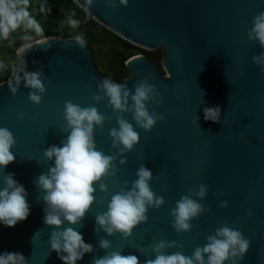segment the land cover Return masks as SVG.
I'll list each match as a JSON object with an SVG mask.
<instances>
[{"label":"water","instance_id":"1","mask_svg":"<svg viewBox=\"0 0 264 264\" xmlns=\"http://www.w3.org/2000/svg\"><path fill=\"white\" fill-rule=\"evenodd\" d=\"M260 12H264V0H128V5L120 0H94L89 14L99 24L137 47L164 51L163 72L144 55L126 62L129 74L122 83L133 93L140 79L149 74L155 77L148 83L156 84L163 100L148 107L164 119L148 132L136 127L139 143L123 155L112 148L109 135L118 127L117 114L107 100L97 104L92 99L94 92L100 94L97 84L106 78L87 45L82 49L73 38L53 36L21 54L27 71L43 67L51 83L45 82L47 91L39 105L30 102V90L23 81L15 95L7 81L0 83V127H7L16 141L11 149L14 162L0 169V188L3 177L14 173L28 193L30 206L28 218L14 227L0 223V253L19 252L28 264H63L51 250L50 236L69 225L65 222L61 229H54L44 224V193L36 181L54 164L44 158V150L53 144L62 146L68 135L64 104L71 100L81 107L95 106L105 115L103 128L94 130L95 143L97 150L115 157L117 169L114 176L102 180L107 193L95 185L96 202L81 225L75 226L93 246L76 264H92L106 251L136 255L144 264L155 258L153 245L161 240L183 244L182 249H167L169 254L181 251L191 256L225 220L250 241L248 252L237 264H264V72L252 61L264 49L247 35L253 17ZM217 105L220 122L206 121L204 108ZM21 112L24 119L19 118ZM124 118L135 127L131 114L125 113ZM121 160L126 162L121 164ZM142 164L153 173L150 187L165 204L148 208V220L137 225L127 239L120 233L108 235L95 217L107 211L111 196L125 181L131 188ZM201 184L207 186L203 199L195 195ZM184 195L206 207L190 221V231L177 233L171 226V211ZM223 202L228 207H221ZM101 239L109 240L111 247L100 248Z\"/></svg>","mask_w":264,"mask_h":264},{"label":"clouds","instance_id":"2","mask_svg":"<svg viewBox=\"0 0 264 264\" xmlns=\"http://www.w3.org/2000/svg\"><path fill=\"white\" fill-rule=\"evenodd\" d=\"M74 2L85 13H90L94 6V0ZM120 3L128 5V0H120ZM29 6L30 0H0V41L9 40L10 36L18 31L22 33L20 39L23 43L18 52V60L12 66V78L7 84L11 93L15 95L23 81L24 87L30 90L28 99L31 103L39 105L47 91L45 82L50 84L51 81L44 76L43 67L40 71H27L26 61L22 63L20 56L50 38H45L44 29L30 13ZM109 6L114 7L111 4ZM41 10L43 11V6ZM63 15L68 26L73 29L79 27L81 22L75 18L74 9L64 11ZM252 23L253 26L247 32L248 39L258 42L264 49V12L255 15ZM74 40L80 48L86 46L82 34L76 35ZM252 61L264 72V51L260 55H254ZM3 68L5 64L0 61V69ZM136 75L140 76L141 73L137 72ZM149 79L155 77L149 74L148 77L140 79L134 86V93L126 83H114L111 79H104L96 86L100 94L95 92L92 94V99L97 104L107 100V106L117 114L118 127L112 128L109 135L112 148L117 149L121 155L132 151L139 143L140 136L135 130L136 127L148 132L157 121L164 119L162 114L154 110L149 111V103L158 105L163 100L156 84H149ZM202 103L205 102L202 100ZM125 113L131 114L135 127L124 118ZM18 115L20 119L25 118L23 112ZM220 116L219 105L204 108L206 121L218 123ZM64 119L66 122L64 131L68 135L62 140V146L53 144L44 150V158L47 161H54V164L48 172L38 177L36 183L38 189L44 193L42 197L46 205L44 224L54 229H61L65 222L69 225L63 230L51 232V250L58 254L63 264H76L86 253L93 251V246L84 241L75 226L81 225L86 213L96 202L95 185L99 184L100 190L107 193V185L102 180L114 176L117 169L113 163L115 157L97 150L95 143L94 130L103 128L106 120L104 114L95 106L81 107L68 100L64 104ZM15 144L13 133L7 127H0V169L14 162L15 156L11 149ZM120 162L123 164L126 160ZM14 175L6 174L2 181L3 187L0 188V223L7 227H14L30 215L28 193L24 186L14 179ZM136 176L138 178L132 182L131 188L128 189V182L125 181L124 187L111 196L107 211L95 217L96 224L108 235L120 233L127 239L137 225L148 220L146 215L148 208L159 209L165 204L164 198L157 196L150 187L149 182L153 179L151 170L142 164ZM206 194L207 186L199 185L195 195L203 199ZM104 199H107V196ZM205 207L191 195L182 196L171 211L174 217L172 228L177 233L190 231L193 227L190 221L198 218L205 211ZM221 207L228 205L223 202ZM251 215L252 213L248 212V216ZM206 239V244L196 247L191 256L184 255L181 251L169 254L167 249H182L183 244L161 240L153 245L155 258L146 259L144 264H225V262L237 264L250 247V241L240 231L231 228L226 220ZM99 247L107 250L111 243L107 239H101ZM0 264H28V261L19 252L5 251L0 253ZM92 264H140V260L136 255H124L122 251H106L104 256L94 258Z\"/></svg>","mask_w":264,"mask_h":264},{"label":"trees","instance_id":"3","mask_svg":"<svg viewBox=\"0 0 264 264\" xmlns=\"http://www.w3.org/2000/svg\"><path fill=\"white\" fill-rule=\"evenodd\" d=\"M43 6V11L41 10ZM74 9L76 11V19L80 20L78 28L73 29L68 26L64 20V11ZM49 10H51L49 12ZM30 13L42 25L47 37L58 38H75L76 35L82 34L86 45L90 51L95 53V48L104 43H110L118 46L109 62L105 67L98 65V70L106 79H111L114 83H122L128 77V69L126 62L133 56L143 54L153 65L164 71L162 67L163 50L147 51L137 47L128 41H125L115 33L111 32L101 24H99L89 13H85L73 0H30ZM20 31L13 33L9 40L0 41V49L8 55L9 60L17 62V51L22 46L23 41L20 39ZM12 78V68L7 71L0 69V83L8 81Z\"/></svg>","mask_w":264,"mask_h":264},{"label":"rangeland","instance_id":"4","mask_svg":"<svg viewBox=\"0 0 264 264\" xmlns=\"http://www.w3.org/2000/svg\"><path fill=\"white\" fill-rule=\"evenodd\" d=\"M159 49H162V48H159ZM116 50H118V46H113L110 43H104L95 48L94 54L98 58L101 65L105 67ZM139 53L140 54L138 55H143L141 54V52ZM0 61H3L5 64V68L1 69L3 71H7L8 69H11L13 66V62L9 60L8 55L4 53L1 49H0Z\"/></svg>","mask_w":264,"mask_h":264}]
</instances>
